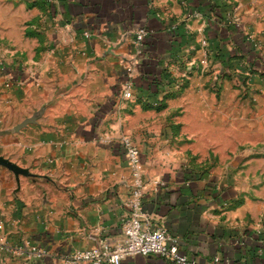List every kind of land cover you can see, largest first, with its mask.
<instances>
[{
	"label": "crops",
	"instance_id": "obj_1",
	"mask_svg": "<svg viewBox=\"0 0 264 264\" xmlns=\"http://www.w3.org/2000/svg\"><path fill=\"white\" fill-rule=\"evenodd\" d=\"M28 1H6L0 16V157L27 172L0 164V264H70L64 257L74 250L122 239L131 184L122 135L141 153L147 227L166 228L199 263L218 255L264 264V228L245 219L255 208L235 207L239 190L196 171L183 157L187 143L153 137V112L121 96L134 29L150 30L140 70L157 72L173 53L167 20H182L187 8L179 0H58L40 8ZM216 1L186 0L205 18ZM233 1L246 23L252 8L264 17V0ZM253 23L264 33V22ZM24 241L45 255L26 260L14 251ZM120 264L173 263L133 255Z\"/></svg>",
	"mask_w": 264,
	"mask_h": 264
},
{
	"label": "rangeland",
	"instance_id": "obj_2",
	"mask_svg": "<svg viewBox=\"0 0 264 264\" xmlns=\"http://www.w3.org/2000/svg\"><path fill=\"white\" fill-rule=\"evenodd\" d=\"M6 1L0 0L1 17ZM179 2L187 14L182 20H167L173 53L165 62L161 60L157 72L140 70L147 58L145 42L150 30L145 25L134 29L124 78L132 80L133 94L123 101L153 112L149 118L157 130L151 132L153 137L170 138L172 145L178 140L187 143L183 157L196 162V171L219 175L226 185L239 190L234 206L246 203L255 208L245 219L263 229L264 33L253 22H264V17L252 8L251 22L246 23L233 0L213 2L207 18L188 10L186 0ZM42 4L49 5L46 0H29L27 7ZM212 25L217 27L214 31ZM141 27L146 34L137 44L136 31ZM137 79L145 82L147 90ZM167 99L175 101L170 108ZM184 125L188 132H181Z\"/></svg>",
	"mask_w": 264,
	"mask_h": 264
},
{
	"label": "built area",
	"instance_id": "obj_3",
	"mask_svg": "<svg viewBox=\"0 0 264 264\" xmlns=\"http://www.w3.org/2000/svg\"><path fill=\"white\" fill-rule=\"evenodd\" d=\"M46 1L51 5L58 0ZM145 34L146 31L142 27L136 31L137 44ZM132 94L133 82L128 78L121 85V96L128 99L132 97ZM119 142L123 148L131 179L130 191L124 202L126 211L121 225L122 239L112 243L101 238L90 247L74 250L65 255V261L70 264H120L121 260L128 256L156 255L173 264H233L230 260H223L218 255L212 256L204 263H199L179 250L178 238L170 234L166 228L147 227L146 214L142 210V197L146 185L141 153L138 146L128 136H120ZM1 223L0 220V227ZM14 251L24 254L26 260L42 258L46 253L41 247L30 241L16 245Z\"/></svg>",
	"mask_w": 264,
	"mask_h": 264
},
{
	"label": "water",
	"instance_id": "obj_4",
	"mask_svg": "<svg viewBox=\"0 0 264 264\" xmlns=\"http://www.w3.org/2000/svg\"><path fill=\"white\" fill-rule=\"evenodd\" d=\"M0 164L6 166L8 169L12 170L15 174L21 173L24 175H27V172L17 168L14 164L9 163L8 161H6L5 159H3L2 157H0Z\"/></svg>",
	"mask_w": 264,
	"mask_h": 264
}]
</instances>
